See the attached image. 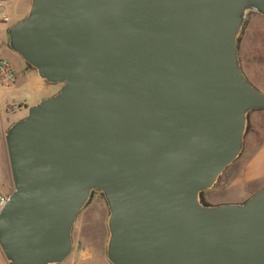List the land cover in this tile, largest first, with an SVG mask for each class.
Here are the masks:
<instances>
[{
	"label": "water",
	"instance_id": "obj_1",
	"mask_svg": "<svg viewBox=\"0 0 264 264\" xmlns=\"http://www.w3.org/2000/svg\"><path fill=\"white\" fill-rule=\"evenodd\" d=\"M264 0H30L7 46L58 91L4 131L8 264H61L92 194L109 264H264V187L204 204L264 93L238 40Z\"/></svg>",
	"mask_w": 264,
	"mask_h": 264
},
{
	"label": "crops",
	"instance_id": "obj_2",
	"mask_svg": "<svg viewBox=\"0 0 264 264\" xmlns=\"http://www.w3.org/2000/svg\"><path fill=\"white\" fill-rule=\"evenodd\" d=\"M29 2L30 0H8L9 21L0 23V54L10 50L7 46L6 30L26 15ZM250 15L253 16L249 18ZM250 15L238 40V52L242 69L248 80L264 93V17L254 13ZM14 69L16 83L10 87L0 86V181L3 180L1 174L6 162L3 144L4 127L7 122L5 116L9 109H16L19 104L29 106L36 103L31 99V93L34 94V88L41 84L35 79L32 83L25 82L18 78L21 69ZM261 187H264V110H255L248 116L247 131L240 155L222 172L217 183L210 190L214 192L213 196L220 198L221 204L240 203ZM77 240L81 243L80 249H76L78 259L83 261L92 258L91 251L83 245L81 234ZM0 264H8L1 253Z\"/></svg>",
	"mask_w": 264,
	"mask_h": 264
},
{
	"label": "rangeland",
	"instance_id": "obj_3",
	"mask_svg": "<svg viewBox=\"0 0 264 264\" xmlns=\"http://www.w3.org/2000/svg\"><path fill=\"white\" fill-rule=\"evenodd\" d=\"M253 15H250L252 17ZM1 58H5L9 60V62L16 69H21V73L18 72V78H21L25 82L32 83L35 79L39 83H41L38 87H35V93H31V99L35 102H38L42 98L51 96L55 94L59 86L58 85H49L45 84L42 80H40L35 71L31 69L27 64H25L21 58L13 53L11 50L8 52H4L0 54ZM20 73V74H19ZM5 118L7 122L5 124L4 130H6L10 124L13 122L25 117L26 111L21 110L20 113H13L14 108L9 109ZM11 190L10 180H2L0 181V193H8ZM214 192L211 190L205 191L202 194L203 200L208 205H217L219 203L220 198L213 196ZM97 199L95 195L91 202H89L86 207L78 214L75 225L73 228V241L75 242L78 236L81 234L83 237V245L87 246L89 251H91L93 257L88 260L81 261L78 259L79 255L76 249H73V252L70 256L61 264H109L105 259L104 246L107 240L106 235V214L105 210H101L100 207L94 203Z\"/></svg>",
	"mask_w": 264,
	"mask_h": 264
},
{
	"label": "built area",
	"instance_id": "obj_4",
	"mask_svg": "<svg viewBox=\"0 0 264 264\" xmlns=\"http://www.w3.org/2000/svg\"><path fill=\"white\" fill-rule=\"evenodd\" d=\"M8 15V0H0V23H7ZM16 83V72L9 60L0 57V86L10 87ZM8 193H0V204L9 196Z\"/></svg>",
	"mask_w": 264,
	"mask_h": 264
},
{
	"label": "flooded vegetation",
	"instance_id": "obj_5",
	"mask_svg": "<svg viewBox=\"0 0 264 264\" xmlns=\"http://www.w3.org/2000/svg\"><path fill=\"white\" fill-rule=\"evenodd\" d=\"M59 86V85H58ZM24 105L25 104H19L18 106H17V108L16 109H14V111H19V110H22V109H24L25 111H26V113H27V110H26V108L24 107ZM1 178L2 179H4V180H10V177H9V172H8V167H7V164H6V162L4 163V165H3V171H2V174H1ZM203 194V193H202ZM202 194L200 195V198H201V201L204 203V204H206V202L203 200V197H202ZM97 196V199L95 200V202L94 203H96L99 207H100V209L102 210H105V216H106V220H105V222L107 221V217H108V209H107V206H106V203H105V201H104V198H103V196L101 195V194H97V193H94V194H92L91 195V197H90V200H89V202H91L92 201V199H93V197L94 196ZM88 202V203H89ZM76 221V220H75ZM74 225H75V223H74ZM106 225V224H105ZM73 228H74V226H73ZM72 233H73V229H72ZM106 235H107V237H108V232H107V226H106ZM106 237V238H107ZM72 241H73V237H72ZM107 241V240H106ZM106 243V242H105ZM80 246H81V243H80V241H78V240H76L75 242L73 241V249L75 248V249H80ZM105 248H106V244H105V246H104V252H105ZM73 252V251H72Z\"/></svg>",
	"mask_w": 264,
	"mask_h": 264
}]
</instances>
